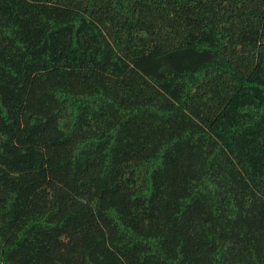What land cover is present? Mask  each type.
<instances>
[{"label": "trees", "instance_id": "obj_1", "mask_svg": "<svg viewBox=\"0 0 264 264\" xmlns=\"http://www.w3.org/2000/svg\"><path fill=\"white\" fill-rule=\"evenodd\" d=\"M0 264H264V0H0Z\"/></svg>", "mask_w": 264, "mask_h": 264}]
</instances>
